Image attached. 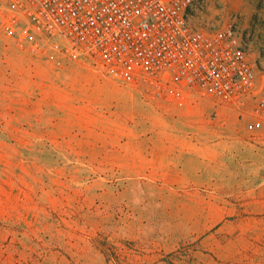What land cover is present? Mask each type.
Masks as SVG:
<instances>
[{"label":"rangeland","instance_id":"374dc122","mask_svg":"<svg viewBox=\"0 0 264 264\" xmlns=\"http://www.w3.org/2000/svg\"><path fill=\"white\" fill-rule=\"evenodd\" d=\"M213 1L253 32L264 84V0ZM248 122L0 31V264H264V127Z\"/></svg>","mask_w":264,"mask_h":264},{"label":"built area","instance_id":"2783aa9c","mask_svg":"<svg viewBox=\"0 0 264 264\" xmlns=\"http://www.w3.org/2000/svg\"><path fill=\"white\" fill-rule=\"evenodd\" d=\"M214 8L213 0H0V31L21 50L89 61L177 106L199 96L242 108L250 130H261L254 34Z\"/></svg>","mask_w":264,"mask_h":264}]
</instances>
